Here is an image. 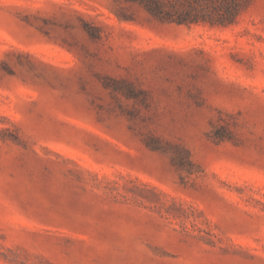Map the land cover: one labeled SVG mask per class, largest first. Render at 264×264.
Masks as SVG:
<instances>
[{
	"label": "rangeland",
	"instance_id": "374dc122",
	"mask_svg": "<svg viewBox=\"0 0 264 264\" xmlns=\"http://www.w3.org/2000/svg\"><path fill=\"white\" fill-rule=\"evenodd\" d=\"M0 264H264V0H0Z\"/></svg>",
	"mask_w": 264,
	"mask_h": 264
},
{
	"label": "trees",
	"instance_id": "16d2710c",
	"mask_svg": "<svg viewBox=\"0 0 264 264\" xmlns=\"http://www.w3.org/2000/svg\"><path fill=\"white\" fill-rule=\"evenodd\" d=\"M142 4L153 16L177 23L208 21L228 25L236 21L249 0H132Z\"/></svg>",
	"mask_w": 264,
	"mask_h": 264
}]
</instances>
